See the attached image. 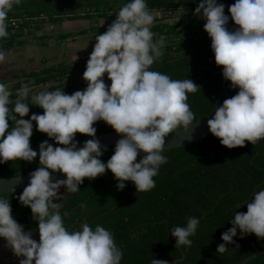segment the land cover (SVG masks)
I'll use <instances>...</instances> for the list:
<instances>
[{
  "label": "clouds",
  "instance_id": "1",
  "mask_svg": "<svg viewBox=\"0 0 264 264\" xmlns=\"http://www.w3.org/2000/svg\"><path fill=\"white\" fill-rule=\"evenodd\" d=\"M20 2L0 0V39L8 36V13ZM227 12L218 0H195L192 15L204 21L202 27L210 38L215 65L222 66V78L230 82V88L238 89L214 104L206 121L211 135L231 149L264 138V0H234ZM154 20L147 0H124L105 31L94 35L82 73L86 86L71 94L21 81L13 95L0 78V164L32 162L38 156L39 165L29 172L17 197L30 209L38 240L31 229L25 230L16 221L9 198L0 194V239L17 264H121L123 250L112 232L85 221L67 227L63 217L68 213H61V201L65 194L79 192L85 178L94 179L106 170L117 181V190H122L125 182H131L136 192L151 190L155 187L153 177L167 162L163 153L171 147H166V138L170 133L186 132L198 122L187 100L199 86L188 77L173 79L151 68L165 47V37H157L151 30ZM5 61V51L0 49V64ZM30 105L41 108L42 114L28 115ZM98 121L119 135L111 156L103 162L100 157L107 147L96 137L94 124ZM33 122L35 130L48 137L37 150L30 145ZM77 133L90 139L78 144ZM14 179L17 183L7 192H15V185L22 180L19 175ZM61 187L63 194H59ZM241 203L246 211H234L228 221L231 227L221 233L223 243L217 244L216 253L235 250L227 244L239 247L233 240L238 230L240 238L248 234L264 238V187L252 191L235 209ZM199 223V217L188 216L182 225L168 230L177 248L191 246L190 237ZM149 264L169 262L152 258Z\"/></svg>",
  "mask_w": 264,
  "mask_h": 264
},
{
  "label": "trees",
  "instance_id": "2",
  "mask_svg": "<svg viewBox=\"0 0 264 264\" xmlns=\"http://www.w3.org/2000/svg\"><path fill=\"white\" fill-rule=\"evenodd\" d=\"M108 1L21 0L8 13V22H18L16 27L9 26L7 29L11 42L1 43L0 49L11 51L13 41L23 37L30 25L38 21L56 23L60 20L104 18L107 13L119 9L108 6ZM115 1L120 6L124 2ZM218 2L225 4V14L228 15L227 6L234 0ZM147 6L156 11L190 9L193 12L195 0H147ZM203 23L202 19L192 15L175 24H159L153 28L155 33L168 40L165 41L161 57L151 68L173 79L188 77L199 86L196 92L188 94L187 100L197 121L210 117L214 104L222 103L223 99L238 90L229 87L230 82L222 78V66L215 65L210 38L203 30ZM228 26H233L231 20ZM85 62L31 72L22 81L31 82L33 87L59 83L49 90L61 88L63 92L71 94L86 86L85 81H78L85 70ZM105 83H110L106 76ZM20 85L21 81L10 88L13 94ZM42 111L38 106L30 105L28 115L42 114ZM9 124L11 126V122ZM33 124L30 145L33 150H37L38 144L48 137L36 131L35 122ZM94 127L96 137L114 132L103 121L96 122ZM75 139L80 144L90 137L77 133ZM49 142L53 143L51 140ZM112 151L113 148H110L103 152L100 157L102 162L111 156ZM163 154L167 162L160 166L153 177L155 187L149 191L136 192L131 182H125V187L117 190V181L109 170L94 179L85 178L79 185V192L67 193L61 201V213H68L63 217L65 225L72 228L85 221L92 227L99 223L110 230L115 242L123 250L121 264H149L152 258L174 264L182 258V253L185 256L182 264H237L253 255L255 250L264 251V238H257L254 234L240 238L239 230L237 236L233 237L239 247L227 244V248L235 250L224 254L215 251L217 244L223 243L220 240L221 233L231 227L228 221L234 211H246L244 203L236 209L235 206L248 199L252 191L264 187V138L255 144L246 141L243 146L229 149L210 135L202 141ZM139 158L140 155L137 160ZM37 161L38 156L32 162L17 160L0 164V179L29 174L39 166ZM19 193L6 195L11 213L25 230L38 232L36 222L31 219L30 209L17 200ZM81 203L86 204V207L81 208ZM188 216L199 217L200 223L195 235L190 237L191 246L182 250L175 246V239L172 240L168 230L174 225H182ZM248 264H264V256Z\"/></svg>",
  "mask_w": 264,
  "mask_h": 264
},
{
  "label": "rangeland",
  "instance_id": "3",
  "mask_svg": "<svg viewBox=\"0 0 264 264\" xmlns=\"http://www.w3.org/2000/svg\"><path fill=\"white\" fill-rule=\"evenodd\" d=\"M107 5L114 9L120 7V4L115 0H109ZM116 11L107 13L104 18H92L91 20H60L56 23L46 20L32 23L23 37H18L13 41V49L5 51L6 61L0 64L2 82L11 88L15 83L24 80V76L28 73L42 72L60 65H74L86 61L92 50V45L95 43L94 35L105 31L107 25L115 18ZM151 11L155 14V20L151 26L152 31L159 24H175L192 16L190 9ZM103 21L104 23L100 25ZM155 35L161 36L158 33ZM166 40L168 38L165 37ZM6 42H11L9 35L0 39V44ZM21 42L24 44L20 45ZM82 80V76H80L78 81ZM58 84L49 83L44 87L50 89ZM63 192L64 188L61 187L59 194ZM33 238L38 240V232H33ZM0 256L2 264H8L14 257L10 249L4 247V243L0 245Z\"/></svg>",
  "mask_w": 264,
  "mask_h": 264
},
{
  "label": "water",
  "instance_id": "4",
  "mask_svg": "<svg viewBox=\"0 0 264 264\" xmlns=\"http://www.w3.org/2000/svg\"><path fill=\"white\" fill-rule=\"evenodd\" d=\"M210 118H211V116L207 117L203 120L198 121L197 123H195L194 126L190 127L186 132L185 131H177L176 133H170L169 137L166 138L167 139L166 147H171V148L166 149L165 152L187 147L189 145H192L194 143L202 141L205 138H207L208 136H210L211 133L208 131L207 125H206L207 119H210ZM97 138L100 140L101 145L106 146L107 150H108V149L114 147V144H115L116 140L119 138V135L117 133H115V131H114V132H109V133L100 135ZM189 138H191V139H189ZM49 171H51V170H49ZM56 175L58 177L62 178V176L59 172H57ZM20 177L22 178V180L19 184L15 185V192H13V193L21 192L23 187L28 182V174L21 175ZM16 183H17V181L14 179V177L0 179V194H4L5 196L12 194L11 192H7V189L11 188ZM173 239L174 238H172V240ZM3 243H4V241L1 242L0 245ZM171 244H172V242H171ZM261 256H264V251L255 250V253L253 255L247 257L242 262L237 263V264H248L252 260H254L258 257H261ZM184 260H185V256L182 253V258L179 259V261H181L183 263ZM175 262H174V264H175ZM16 263H17V258L14 256L8 264H16Z\"/></svg>",
  "mask_w": 264,
  "mask_h": 264
},
{
  "label": "built area",
  "instance_id": "5",
  "mask_svg": "<svg viewBox=\"0 0 264 264\" xmlns=\"http://www.w3.org/2000/svg\"><path fill=\"white\" fill-rule=\"evenodd\" d=\"M175 10H177V9H175ZM17 21H15V20H11L10 22H9V26L10 27H16L17 26Z\"/></svg>",
  "mask_w": 264,
  "mask_h": 264
},
{
  "label": "crops",
  "instance_id": "6",
  "mask_svg": "<svg viewBox=\"0 0 264 264\" xmlns=\"http://www.w3.org/2000/svg\"><path fill=\"white\" fill-rule=\"evenodd\" d=\"M0 264H2V262H1V256H0Z\"/></svg>",
  "mask_w": 264,
  "mask_h": 264
}]
</instances>
